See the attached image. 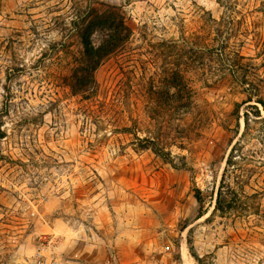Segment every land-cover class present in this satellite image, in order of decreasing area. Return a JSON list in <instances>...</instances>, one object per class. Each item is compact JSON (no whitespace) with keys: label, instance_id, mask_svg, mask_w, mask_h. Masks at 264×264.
<instances>
[{"label":"rangeland","instance_id":"374dc122","mask_svg":"<svg viewBox=\"0 0 264 264\" xmlns=\"http://www.w3.org/2000/svg\"><path fill=\"white\" fill-rule=\"evenodd\" d=\"M102 2L136 23V59H106L89 100L65 86L70 49L50 46L66 40L78 11ZM184 35L188 59H151L156 42ZM224 44L264 77V0H0V264H185L182 244L194 264H264L259 140L236 153L253 166L243 181L231 178L241 206L214 212L247 109L231 71L206 50ZM178 64L197 99L182 119L155 102ZM252 118L264 140V118ZM135 133L160 139L173 161L141 149Z\"/></svg>","mask_w":264,"mask_h":264},{"label":"trees","instance_id":"16d2710c","mask_svg":"<svg viewBox=\"0 0 264 264\" xmlns=\"http://www.w3.org/2000/svg\"><path fill=\"white\" fill-rule=\"evenodd\" d=\"M66 25L63 29L66 33V40L63 43L54 42L50 46L53 50L57 44H61L62 47L67 48V51L70 49L69 53L72 52L69 55V59H73L71 73L65 78V86L71 89L73 95L82 96V98L89 100L95 99L99 93L96 73L106 59H136L133 52L137 30L136 23L127 15L122 6L102 2L100 6L90 4L88 9L78 11L70 23ZM73 40L76 41L77 48L72 50ZM188 40L189 38L184 35L181 39H163L156 42L154 44L156 51L151 52V59H157L161 55L164 56L161 59H170L169 53H173L175 59H188ZM206 50L212 58L221 60L225 69L231 71L233 76L231 80L246 95L242 101V103L247 104V109L244 111V131L239 140L233 139L230 142L232 147L226 158V166L215 199L214 212L225 213L241 206L238 204L241 198L233 188L231 178L239 183L253 169V166L238 164L236 153L243 152L246 144L245 139L249 141L255 138L264 146V140L255 136L256 133L251 128V121L254 120L252 115L264 118L260 108V105L264 108V96L261 93L259 82H263L264 77L255 70V66L244 61L245 56L234 46L224 44L221 47H210ZM139 59L142 58L139 57ZM185 72L184 68L178 64L167 75H164L160 83L162 86H168L169 90L159 93L161 100L159 98L155 101L165 102V105L167 104L170 108L169 111L177 119H182L192 113L197 106L196 91ZM2 114L0 113V161L7 158L1 148V143L7 136L3 128ZM125 129L131 128L125 127ZM135 137L141 149H151L163 159L173 161L172 152L167 150L157 137H140L138 133H135ZM253 153H250V156H254ZM239 155V157L247 160L250 158L246 155L244 157ZM195 197L202 206L204 196L201 189L198 188L195 191ZM203 214V211L200 212L199 217ZM188 225V223L185 224L182 229H186ZM189 231L191 232L192 228ZM188 246L191 254L201 262L195 253L190 237L188 238Z\"/></svg>","mask_w":264,"mask_h":264},{"label":"bare ground","instance_id":"6f19581e","mask_svg":"<svg viewBox=\"0 0 264 264\" xmlns=\"http://www.w3.org/2000/svg\"><path fill=\"white\" fill-rule=\"evenodd\" d=\"M184 243V242H183ZM183 246H182V248H183V258H184V262H185V264H194L191 260H190V258H189V256H188V249H187V247L184 245V244H182Z\"/></svg>","mask_w":264,"mask_h":264},{"label":"built area","instance_id":"2783aa9c","mask_svg":"<svg viewBox=\"0 0 264 264\" xmlns=\"http://www.w3.org/2000/svg\"><path fill=\"white\" fill-rule=\"evenodd\" d=\"M39 256H43V251L38 252Z\"/></svg>","mask_w":264,"mask_h":264}]
</instances>
